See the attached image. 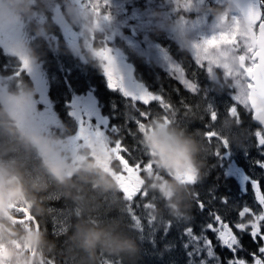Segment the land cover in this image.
<instances>
[{
  "label": "snow or ice",
  "instance_id": "snow-or-ice-1",
  "mask_svg": "<svg viewBox=\"0 0 264 264\" xmlns=\"http://www.w3.org/2000/svg\"><path fill=\"white\" fill-rule=\"evenodd\" d=\"M107 4L108 0H104ZM256 15L251 17L255 27L264 25V0H257V3L250 4L249 8L242 9V13ZM105 19H108L106 16ZM221 44H236L234 35L228 33L213 34L203 38L194 47L203 51L205 55L213 47ZM96 55L100 57L104 64L103 74L106 77L110 89H119L126 98L128 106L131 105L135 115L126 117L122 125L109 122L107 125H96L86 119L76 117V130L68 137L72 146V151L78 153L83 147L99 146L101 150L111 151L115 159L112 163L115 168L109 167L105 162V170L111 173L116 180L119 195L122 198L121 214L125 217L132 231L136 233L139 241H150L154 251L163 255L160 246L167 251L179 250L181 258L174 261V264H264V183H261V176H245L244 179L251 184L253 202L230 201L227 196L218 195V185L214 184L202 197L200 192L193 193L192 219L187 224H175L171 220L164 226H157L156 218L148 212L150 206L155 205L156 197L143 187L142 177L151 172L155 165L150 159L154 153L145 151L138 142V136L145 134V125L159 117L163 120L164 127L168 124H184L189 114L196 119L207 123L203 127L204 139L212 146L210 156L217 159L231 150V145L217 129V124L222 116H232L238 125H245V116L250 118L251 124H258V117L264 113V34L256 41V47L251 53L242 55L241 80L237 81L231 96L232 103L226 105L223 110L215 106L211 100L212 93L201 87L197 80L199 72H206L204 61L199 57L192 60L195 66L192 69L186 68L180 62H173L166 55L164 59L168 62L169 78L177 81L184 92L192 97L189 102L188 97L180 94V88H175L178 99L175 101L170 94L165 91H153L151 88L141 87L138 93L127 91L122 84V76L116 66L112 49L106 44L104 48L98 50ZM20 65L15 75L19 76L21 71H26L32 75L34 82L39 87L41 100L44 101V91L42 82L38 78L26 57L19 58ZM47 103V101H44ZM155 105V108L153 107ZM70 117L75 113L69 111ZM112 117L109 118L111 121ZM24 122L23 115L20 117ZM54 118L49 120H37L36 127L40 131H48L49 126L58 124ZM135 125V130L129 125ZM251 124L248 125L252 129ZM259 125V124H258ZM253 130V129H252ZM130 136L135 143L129 145L125 138ZM252 143L243 151V155L248 157L250 149L255 148L260 157H264V130L262 126L255 128L251 137ZM98 163L100 158L96 157ZM251 164L259 168L264 173V159H252ZM212 166H209V169ZM208 174V173H207ZM71 175V173H68ZM182 182L195 186L198 181L192 173H188L182 178ZM62 197H50L49 201H59ZM235 204V207H229ZM17 213L14 217L16 223H29L35 225L37 230L41 225L39 220L32 216L26 207L10 205ZM50 217L52 221V235L61 236L68 229V224L73 218V214L78 210L74 205H64L57 209L50 207ZM234 214V219H229ZM252 216L255 223L244 224L245 216ZM62 217V219H58ZM200 218L197 225L194 221ZM175 229L176 235L172 236ZM48 231L47 227H44ZM237 232H247L253 243L257 244V252L249 253L253 257L249 262L244 257L237 255L243 250L239 243L240 237ZM217 249H227L229 255L222 258V253ZM259 253L260 255H257ZM102 257L101 264H121L117 258ZM2 264V262H0ZM48 264H56L54 256L49 258ZM63 264H68L65 260Z\"/></svg>",
  "mask_w": 264,
  "mask_h": 264
},
{
  "label": "rangeland",
  "instance_id": "rangeland-1",
  "mask_svg": "<svg viewBox=\"0 0 264 264\" xmlns=\"http://www.w3.org/2000/svg\"><path fill=\"white\" fill-rule=\"evenodd\" d=\"M85 1L86 0H54V1L51 0V2L42 3L43 6L42 8L46 10V12H42V13H47V14L55 9V4L59 3L58 5L59 13H61L63 17L66 15L65 18L67 17L66 19L68 21V24H70V26H72V29L75 30V36H77V40L80 42L82 41L83 44L86 45L85 49L82 51L72 49L74 46L72 41L67 40L68 38L67 36H69V33L64 31V34L62 35L63 43L68 46L62 47L64 51L61 48L60 51L53 53L59 54L62 57L63 56L65 57L66 55L69 54L70 56L69 55L68 56L71 59L72 58L78 59L82 55H86V53H91V48L93 46L95 48L93 49L98 51L104 48L103 46L105 45V43H107L111 45L110 47L113 46L112 50L114 51V55L116 56V58H119L120 56H118L117 54L121 52V47H117V46L120 44H124L123 46H127V47L129 46V48L135 51V53L137 52L138 54L137 56L140 55L145 56L144 58H146L150 63L153 64L152 65L153 68H158V69L160 68L164 72L166 71L167 73H169L167 67L168 62L164 59L166 55L173 62H180L186 68L189 69L195 67L192 64V60L199 57L202 61H204V67L206 69V72L205 73L202 71L199 72L197 77H199L198 80L202 79L206 81V84L204 85H207L209 82H214L217 84H219L220 82H227L235 86L237 81L241 80V75L238 74V73H242V65L244 63V61L241 60V56L251 53L253 46L250 41L249 33L247 29H245L246 26L243 21V18L241 17L240 12L238 11L235 5H233L232 3L230 4L229 0H144L142 3L143 8L141 9L143 13H146L144 15L148 16V19L142 17L140 13V9L137 8H136L137 10L133 8L130 9L131 12L125 15L122 10L125 0H108L107 4H105L104 0H90V4L91 6H93L94 9L87 6ZM226 4L231 5V7L227 11H224L223 9ZM212 5L216 9H219L220 11L210 12L208 9L209 6ZM152 6L154 7L153 10L150 9ZM94 10H96L97 13H95ZM106 16L108 17V19H105ZM54 17L58 18V15ZM84 22L85 24L92 26L91 28H89L90 38L88 36V32L83 30ZM177 29H179V31L187 35V38L190 41L189 44L186 45L185 43H182L180 40L177 39ZM104 30L113 33L114 38L111 41H109V35L105 34L106 37L104 38L107 39L105 42H103V39L101 38L102 36L100 37L99 41L95 42V36H94L95 33L98 31L104 32ZM219 33H228L230 35H234L236 38V44L235 45L221 44L218 47L211 48L206 55L203 51H200L194 47V45L199 44L203 38H207L213 34H219ZM165 36L166 39H164ZM165 40L166 43H169L170 41L171 43L174 44V46H171L172 50H168L169 49L168 45L159 44L160 41H165ZM68 50L70 53H67ZM47 54L48 53H46V56ZM5 55L8 54L0 53V57H4ZM132 56L135 57L136 55L132 54ZM84 57L87 58L88 56H84ZM87 60H88V64L98 65L99 68L100 67L103 68L102 65L104 64V61L96 54L90 55L85 61ZM53 62H55L53 70H57L59 72L60 70H58L57 68L63 65V61L53 60ZM132 62L135 65L136 64L139 65L140 63L139 61H137L136 63L135 61ZM72 63L75 64L74 62ZM72 63L66 62V66L70 67ZM152 67L148 68V74L151 77L148 82L151 84V87L153 88L155 84L159 86V82H157L155 78V71L152 69ZM52 72L51 74L53 78L55 79L59 78L57 73H52ZM219 73H223L222 78L219 77L218 75ZM141 79L143 80L142 82L145 81L142 71H141ZM0 90H4V89L0 88ZM117 90L119 91V89ZM219 90L220 88L218 86H214L211 92L213 97H216L218 99L217 100L218 103H220L224 107L232 103L231 96L233 92L227 91V96H224L222 93H220ZM121 95H122L121 99L122 98L126 99L123 93H121ZM86 96H87L86 93L80 96L81 98H83L84 102L86 101ZM61 98L63 102L66 103V99L63 98V96ZM89 106L91 105L89 104ZM93 108L98 110V108H96L95 106ZM107 115H111V114H107ZM154 118L157 119L158 126L163 124L162 119H160L159 117H154ZM228 118H229L228 116H224L225 123L219 122L218 126L216 127L220 132H222L224 136H226L228 140L234 142L235 145L231 148L229 152H226L225 155H223L222 157L229 156L232 151L234 152V155L242 157L241 152L237 150L238 149L244 150L250 146L252 141L249 138L247 139V135L250 136L251 131H249L248 134L246 135L244 132L237 133L236 131L229 129V127H226L228 125ZM112 123H116V122L113 120ZM151 123L152 120L145 125V129H146L145 134L140 135L141 141H139V143L142 146V148L144 144L143 136L151 132L150 131ZM96 125L98 126V124ZM176 125L178 124H175V126ZM166 126L167 128H170L172 124H168ZM241 127L242 125L239 126V128ZM249 130L251 129L249 128ZM16 131L24 132L20 130H15L14 132ZM14 132L9 133L3 128H0V136H2L3 138L5 137L4 139L5 142H3V145H6V142L10 140L7 149H5L4 147L0 148V160L7 161L12 165L18 160H21L23 162L22 166L25 168L26 172L30 175V178L32 179L44 175L43 169L40 167L41 160L38 159L40 157L39 153H37L35 149L32 148L31 150L30 147L24 145L20 140V136L16 135ZM57 133L58 131H55L52 134L53 138ZM31 134H36V133L34 132ZM200 134L203 136V131L200 132ZM7 137L8 138L11 137V139H8ZM238 138L242 140L237 141L236 139ZM199 141H200L199 143H202V145L204 146V151L202 152L203 154L199 152L197 158L202 159L203 157L204 160H208L207 165L209 166L213 165V163L217 160V158L214 156H210L212 151V146L208 144V142L204 139V136ZM3 145H0V147ZM230 145L232 146L233 143ZM111 154L113 153L110 152L106 153L105 151L100 152L97 146L94 148L83 147L79 150L78 153L73 152L72 158L74 163L76 164V167H78L77 170L81 169L85 162L94 161L96 165L101 167L102 171L105 172L107 175H109V177H111V179L115 183L116 191H110V192H99L94 183L90 184L91 189L88 190V193H91L92 188H95V191L93 190L92 191L93 193H91L92 196L90 199L89 206L92 208V210L104 209L102 210L103 212L102 215L99 217L100 218L99 221L102 222V221L113 220L114 223H117L118 221L122 224H128L125 217L120 212V209L122 207V198L119 195V190L116 180L114 179L111 173H109L108 171L105 170V168H103V163L105 162L108 163L109 167L115 168V166H113L112 163L113 159L108 157ZM97 156L100 158L99 163L96 159ZM253 159H255V157H253ZM258 159H264V157L260 158V156L258 155ZM253 172H254L253 175L256 176H259V174H261V170L255 167ZM150 177L151 178L155 177V180L157 181L156 184L157 187L153 190H148V186L144 187L148 192L153 194V191H155L158 195L160 194L163 195L165 192H170V190L165 191V189L161 187V184L157 179L159 175L157 173H154V170H152V174L150 175ZM224 177L226 178V175ZM49 181L50 180H48L47 183ZM212 186L213 185L211 184H207V186H204L201 189L200 193L207 192V190ZM72 188L73 189L75 188L76 191L70 190L71 191L70 198L73 199L74 201L75 199L81 200L84 196L83 194L84 191H80L76 185H73ZM158 189L160 190L158 191ZM45 192H47L45 196L48 198V200H50V197H62V199L58 201V202H62L67 200L68 198V195H66L64 191L59 190L54 186L49 185V187L47 188V190H45ZM155 197H156L155 202H158L159 199L162 198L160 196H155ZM166 197L169 198L168 195H166ZM178 202L179 204L173 203L172 205V208L175 209V211L177 212H179L180 207L182 205V203L180 204L181 201ZM66 204L72 205L68 203V201H66V202H62V204L59 206H56V204H54L53 202L48 203L45 206V209L47 211L46 220H48L49 225H51V227H52L51 224L52 221L49 211L50 207L59 209ZM76 206L79 207L78 203ZM184 214L191 217L193 215L192 212L191 214H187V212H185ZM73 218H75L74 215ZM73 218L69 222L68 229L66 232H64V234L71 235V233L74 231L73 228L74 225L77 223L78 215L74 225H73V220H74ZM58 219H62V217H58ZM43 232L44 234L45 232H47L48 236L46 239L50 243H52L51 238L55 236L52 235V229H50V232L48 231H43ZM69 236L67 238H69ZM9 242L10 243L8 246L15 249L16 253H22V255L24 253L26 254L27 248L26 245H24L25 242H23L19 237L16 239L12 238V240H10ZM66 245L67 247L65 250H60L62 244L59 245V248H57V246L55 245V247L50 251V253L52 255L54 252L55 253L58 252L61 256L59 258L61 262L67 260L69 264H74L73 262L71 263V258H74V260L76 258L78 259L79 255H77L78 253L76 252V249H78V251L80 249L77 248L70 239H68ZM58 253L57 255L59 256ZM56 257L57 256H55V258ZM246 260L250 262L249 259ZM0 262H2V264H6V262L4 261L3 258H1V256H0ZM56 262L58 261L56 260Z\"/></svg>",
  "mask_w": 264,
  "mask_h": 264
},
{
  "label": "flooded vegetation",
  "instance_id": "flooded-vegetation-1",
  "mask_svg": "<svg viewBox=\"0 0 264 264\" xmlns=\"http://www.w3.org/2000/svg\"><path fill=\"white\" fill-rule=\"evenodd\" d=\"M54 1V0H53ZM43 2H51V0H29V3L31 4L32 10L29 14L24 16L18 26L17 31L22 34L25 39L28 42V45L32 51L33 56L35 57L34 62L29 59L28 56L25 55H14L7 47L5 40L7 39V36L4 34H0V53L2 54H9L13 56L15 59L12 61H0V68L6 69V79L10 80V87L5 90H13V89H21V88H31L34 91V96L31 98L29 106L21 111H18L14 114V128L15 130H20L27 132L29 134L36 133V137H47L49 138L57 151H54L51 153L50 158L54 161H65L69 162L73 169L77 170L78 167H76V164L73 161L72 155V146L69 143L68 137L72 135L76 130V117H80L82 119H86L89 122H94L95 124H104L107 125L109 123V116L102 110V108H99L97 106V103L95 101V88H91V90L87 91L86 94V101L84 102L81 93H74L73 89L70 85H68V79L66 77H62V71L53 70L54 69V63L53 61L46 60V53H52L60 51L63 47V37L62 35L65 32L74 33V37L67 36L68 41H72L73 48L76 50H84L85 46L83 42L81 41V45L79 44V41L77 40V36H75V30L72 29V26L68 24L67 17H63L61 13H59V3L55 4V9L51 12H46L42 7ZM86 5L90 8H93L90 4V0L85 1ZM94 9V8H93ZM95 11V10H94ZM65 14V13H64ZM58 18L54 17L57 16ZM38 28V30H37ZM104 37L106 35L104 34ZM112 37L109 38V41H111ZM107 39L104 38L103 42H105ZM91 48V47H90ZM96 50L91 48V53H86V55H82L80 57V60L84 62L90 55L96 54ZM23 56L26 57L31 66L34 68L35 73L37 74L38 78L42 82V87L44 91V101H47L45 103L41 100V94L39 92V87L36 82H34L32 75H29L26 71H21L20 75L17 76L15 73L19 69L20 60L19 58ZM84 56H88L85 58ZM119 56V55H118ZM122 58V57H119ZM88 63V60L85 61ZM44 64V66H43ZM49 64V65H48ZM47 65V66H46ZM137 67L135 66V71ZM155 70V78L158 81V75L160 74L158 71V68H154ZM53 71V72H52ZM52 73H57L59 78L55 79L52 77ZM101 78L105 80L106 87L103 88L101 96H104L107 92H111L112 89L108 87L106 77L103 74V68L100 70ZM72 73V72H71ZM220 78H222L223 73L218 74ZM73 80L76 79V74L72 73ZM199 77H197L198 80ZM64 84H63V83ZM201 87H206L210 92H212L214 86H218L220 88V93H222L224 96H227V91L234 92V85L227 82H220L219 84L214 82H209L207 85L206 81L199 79L198 80ZM147 86V85H146ZM148 88V87H147ZM180 88L181 92L180 94L183 96L188 97L189 102L192 101V97L188 96L186 92H184L183 88L180 84L175 83L174 85H171V90H168L167 88H162L163 91H165L166 94H170L172 99L175 101L178 99L177 94L173 89ZM67 92H65V91ZM71 90V93L68 94V92ZM153 91L161 90L159 86L156 84L152 88ZM73 94V95H72ZM85 94V93H84ZM65 98L69 96V100L66 101V103L63 102L62 97ZM110 97V95H106ZM105 98V96H104ZM211 100L213 104L223 110L224 106H222L220 103H218V99L216 97L211 96ZM215 101V102H214ZM89 104L91 106H89ZM98 108L96 110L93 108L94 106ZM91 109H89V108ZM155 108V105L153 106ZM69 111H72L75 113V116L70 117L68 115ZM23 115L24 122L21 123L20 117ZM18 117V118H17ZM228 125L226 127H229V129L238 132H244L246 135L249 131H251V135H247V139L249 138L251 140L253 130L257 127H259L260 123L258 124H251L250 118L245 116V125H242L241 128H239L240 125L237 124V122L233 119L232 116H228ZM55 119L58 121V124H54L49 126L48 131H40L36 127V121L38 120H49V119ZM219 122L225 123L224 116L221 117ZM218 122V123H219ZM207 123V120L204 121L196 119L192 114H189L187 117V120L184 124H178L175 126V124H172L170 129H173L178 132H183L184 134H190L194 136L198 141L203 138V136L200 134V132L203 131L204 124ZM251 124L252 129L249 130L248 125ZM218 126V124H217ZM261 126V125H260ZM160 126L157 125V119L153 118L151 123L150 131H154L156 128H159ZM167 128V126H164ZM202 130V131H201ZM262 130H264L262 126ZM55 131H58L57 134H55V137L53 138V133ZM242 140V139H236ZM230 144L233 143L231 148L235 145L234 142L228 140ZM200 142V141H199ZM245 143V142H243ZM98 150L100 152H103L105 150H101L99 146ZM200 152L202 153L204 151V146L202 143H200ZM238 148V147H237ZM236 148V149H237ZM237 151L241 152L242 157L234 155V152L232 151L229 156H225L222 158L217 159L212 167L209 169V165H207L208 160H204L197 158V160L200 162V169L199 173H194L191 169H186L184 171H177L175 175L173 176L171 173H167L164 170L158 168L155 163L154 167V173H157L159 177L157 178L158 181L161 184V187L166 190H170L169 198H170V206L172 207L173 203L179 204V202L176 201L178 197H180L181 193H185L186 195V210L192 211V200H193V193L195 191L200 192L201 189L204 186H207V184H217L218 185V195H224L227 196L230 201H239L241 203L247 201L248 203L253 202V194L251 190V184L244 179L245 176H256L253 175L254 167L251 166L250 161H252L253 157L255 159H258V153L255 150V148L250 149V155L248 157H245L243 155V151L238 149ZM106 153L111 151H105ZM38 153V152H37ZM203 154V153H202ZM114 154L109 155L108 157L112 158L114 161ZM255 155V156H254ZM261 158V157H260ZM41 160V156L38 158ZM23 162L21 160H18L13 164L14 167H17L24 175V177L27 180H31L30 175L26 172L25 168L22 166ZM113 166H115L113 164ZM103 168H105V163H103ZM259 169V168H258ZM68 173H71V175H68ZM188 173H192L195 175L196 180L198 183L193 186L192 184L184 183L182 182V177L185 176ZM208 173V174H207ZM66 175L70 177L73 181H75L74 185L77 186V179L74 175V172L72 170H69L66 172ZM226 175V178L224 177ZM261 176V183H264V173L261 172L259 174ZM174 179L180 186H182L179 190L173 191L170 188H167L168 181ZM50 186H53L52 181L49 182ZM71 191H76V189L71 188ZM47 192H39L36 193L37 196L43 197L42 201V207H44V212L40 215H37L35 210L28 204L27 200L23 198H19L14 201H10L7 203V205H4L2 201H0V221H2L4 224L10 225V227H4L3 232L7 233L9 237H12L14 239L18 238L19 235L13 236V229L17 230L18 233L23 232L25 230H32V228H36L35 225L29 224V223H16L13 221L14 217L17 215L15 209L13 207H10V205H19L21 207H26L31 212L32 216L36 217L40 222V229L39 231H45L44 227H47L48 232H50V229H52L51 225H49L48 220H46L47 211L45 209V206L48 203L53 202L56 204V206H59L62 204V202L68 201V203L74 205L75 209L78 211L74 213L73 218V225L76 222L77 215H79L80 209L77 205V199L75 201L70 198L68 195L67 200L62 202H56V201H49L48 198L45 196ZM201 196L203 197L205 193L201 192ZM41 195V196H40ZM182 202V201H181ZM183 203V202H182ZM181 204V203H180ZM229 207H235V204H230ZM235 216L233 214L232 217H229V219H234ZM255 223V220L252 216L248 215L245 216L243 219L244 224L248 223ZM45 224V225H44ZM37 230V228H36ZM237 236L240 237V244L242 246H245L243 250L239 251L237 255H240L241 257H244L245 259H249L250 262L252 261L253 257L249 255V253H256L257 252V244L253 243L251 236L247 232H237ZM70 235V234H69ZM68 235V236H69ZM45 236L47 238L48 234L45 232ZM67 236V237H68ZM5 241L3 234H0V256L7 255V257H3L6 264H8V248L7 244H9L10 240ZM52 239V238H51ZM50 240V239H49ZM53 241V240H52ZM33 249V248H32ZM32 252V251H31ZM31 252L28 250L26 254L31 256ZM22 256V253H18ZM25 254V253H24ZM23 254V255H24ZM47 254V257H51V255ZM257 255H260L257 253ZM49 259H45L41 262V264H48Z\"/></svg>",
  "mask_w": 264,
  "mask_h": 264
},
{
  "label": "clouds",
  "instance_id": "clouds-1",
  "mask_svg": "<svg viewBox=\"0 0 264 264\" xmlns=\"http://www.w3.org/2000/svg\"><path fill=\"white\" fill-rule=\"evenodd\" d=\"M231 5L226 4L224 11H227ZM32 10L29 0H0V34L7 36L5 43L8 49L14 55L28 56L33 62L35 57L28 45L25 37L16 29L20 20L29 14ZM209 11L219 12V9L209 6ZM91 28V25H88ZM38 30V28H37ZM177 39L186 45L190 43L187 35L177 29ZM31 88H21L13 90H0V128L9 133L15 131L14 114L26 109L34 96ZM21 142L35 149L41 156L40 167L44 175L38 178L27 180L23 173L14 167L11 163L0 160V201L4 205L8 202L23 198L35 210L37 215L43 213V197L36 193L47 190L48 180L52 181L55 188L62 190L66 195L71 196V188L75 181L66 175V172L72 170L76 179L82 185H96L99 192L116 191L114 181L101 167L94 161H87L81 169L75 170L69 162L54 161L50 158L51 153L57 151L53 142L47 137H36L35 134L21 133ZM143 143L151 155L155 165L173 176L177 171L191 169L194 173H199L200 162L197 160L200 152L199 141L190 134H184L170 128L159 127L143 136ZM155 180V177L152 178ZM182 186L174 179L168 181L167 188L173 191L179 190ZM4 227L10 225L0 221V234H3L5 241L11 239L7 233L3 232ZM19 235V238L30 245L36 252V255H19L15 249L8 248V264H41L47 259V252H50L55 245L50 243L44 232L32 228L18 233L13 229V236ZM72 243L87 254L91 262L95 259L97 249H103L112 254L133 255L135 252L134 242L115 231L111 223L90 224L86 221H78L74 225V231L69 236Z\"/></svg>",
  "mask_w": 264,
  "mask_h": 264
},
{
  "label": "trees",
  "instance_id": "trees-1",
  "mask_svg": "<svg viewBox=\"0 0 264 264\" xmlns=\"http://www.w3.org/2000/svg\"><path fill=\"white\" fill-rule=\"evenodd\" d=\"M144 0H125L124 4H123V12L125 15L129 14L131 12L130 9H140V13L142 15V17L148 19V16L144 15L146 13L142 12L143 3ZM213 8H215L213 5L211 6ZM153 6L150 8L153 10ZM136 9V10H137ZM96 11V10H95ZM160 12V11H159ZM212 12V11H210ZM97 13V11H96ZM83 21V20H82ZM83 30L88 32V36H89V27L88 24H85V22L83 23ZM110 31H106L104 30V32H96L95 33V42L99 41L100 37L102 39H104V34H110ZM90 38V36H89ZM163 39V38H162ZM164 39H166V36L164 37ZM170 39V38H168ZM153 40V39H152ZM116 41V40H115ZM114 41V42H115ZM110 43V42H109ZM79 44L81 45L80 41ZM161 45H168L169 49L168 50H172L171 46H174L173 43H171L169 41V43H166L165 41H160ZM124 44H120L117 47H121V52H119L117 55H119L120 57H124L123 59H129L131 61H135V63L137 61H139V65L136 64V66L138 67V77L141 78V71L143 73V77L145 78V82L147 83L148 87L152 89L151 84L148 82L149 79L151 78L150 75L148 74V68L152 67V63H150L146 58H144L145 56L140 55L137 56V52L135 53V51H133L131 48H129V46H123ZM63 46H68L65 45L63 43ZM93 46V45H92ZM113 47V46H112ZM116 47V46H114ZM94 48V46L92 47ZM95 49V48H94ZM63 50V48H62ZM64 51V50H63ZM67 53H70L69 50L67 51ZM116 53V52H115ZM132 54H135L136 56L133 57ZM69 55V54H68ZM68 55H66L65 57L56 54V53H48L46 56V60H59V61H63V65L58 67L57 69L62 71V77H66L68 79V85H70L73 89V94L74 93H81L84 94L87 91L91 90V88H95V96H96V100L98 101V104L101 106V108L105 109V110H109L108 115L109 117H112L111 119V123L113 122V120L116 122L115 124H119L122 125L124 123V120L126 117H130L132 115H135L132 108L130 107V105L128 106L126 99L122 98V95L120 93V91H118L117 89H112L111 92L106 93L104 96H101L102 94V90L103 88L106 87V82L103 78H101L100 74V70L102 69L101 67L99 68L98 65H92V64H88L85 61L82 62V60H80V58L75 59V58H70ZM15 58L11 55H5L4 57H0V61H12ZM66 62H74L75 64H71L70 67L66 66ZM81 64V65H80ZM153 70H155L152 67ZM6 69L0 68V88L1 89H7L10 87V80L6 79ZM159 71V75H158V81L159 82V87L162 88H167L168 90H171V85L175 86L176 81L174 79H170L169 78V73H167L166 71L164 72L162 69H158ZM76 74V79L73 80L72 78V73ZM65 91V90H64ZM66 92V91H65ZM67 93V92H66ZM71 93V90L68 92V94ZM72 94V95H73ZM106 95H110V97L106 96ZM69 96L65 97L66 101L69 100ZM133 131L135 130V125H129ZM16 135H19L21 133H25V132H19L16 131L14 132ZM4 135V134H3ZM8 138V137H7ZM5 137L3 138L2 136H0V145H3ZM8 139H11V137H9ZM10 141V140H9ZM6 142V145L1 146L0 148L4 147L5 149H7L8 145L10 142ZM141 141L140 135L138 136V142ZM125 142L129 145H133L135 143V141L133 140L132 137L127 136L125 138ZM31 148V147H30ZM143 149L147 152L148 149L147 147L143 144ZM9 150V149H8ZM32 150V148H31ZM36 151V150H35ZM34 151V152H35ZM152 174L151 172L146 173L143 177V187L148 186V190H153L155 189L157 186V181L153 180L150 175ZM77 187L79 188L80 191H84V196L83 198L80 200H77V203L80 207V212L78 215V221H86L90 224H95V223H103L105 222V224L107 223H111L114 225V229L115 231L119 232L121 235L126 236L128 238H130L136 248H135V252L133 255L129 256L127 254H123V253H119V254H112V253H108L105 252L103 249H97L96 251V256L95 259L93 261H89L87 258V254L84 253L82 250L76 249V252L78 253L77 255H79L78 259L76 258L74 260V258H71V263L73 262L74 264H101V253L104 255L105 258H117L121 264H174L175 260H178L181 258L182 254L179 252V250H173V251H167L166 249H163V245L160 246L161 251H163V255H159L157 254V251H159V249L157 251H154L153 246L151 244L150 241L148 242H141L138 240L136 233L134 231H132L131 226L128 224H122L120 222L117 221V223H114L113 220L110 221H99L100 220V216L102 215V210L104 209H100V210H92V208L89 206L90 205V199L93 193L92 191H95V188H92L91 193H88V190L91 189L90 188V184L87 185H82L80 181H78ZM160 189H158L159 191ZM88 193V194H87ZM170 192H165L163 195H158L155 191H153V194L155 196H160L162 198L159 199L158 202H155L156 204L153 207H149L148 208V212L150 213L151 216L156 218L157 221V226H164L168 223L169 220H171L173 223L175 224H187L189 222V220L192 219L191 216H187L184 213L187 211L186 210V203L184 201H186V195L185 193H181L180 197H178L176 199V201H182L180 203H182L179 212L175 211V209H173L170 206V198L166 197V195L169 196ZM185 211V212H184ZM192 212V211H191ZM190 211H187V214H191ZM200 222V218L197 219V221L195 220L194 223H196L197 225ZM69 234H63L61 236H54L52 238V243L54 245L57 246V248H59V245L62 244L60 250H65L67 245L66 242H68L67 236ZM176 235L175 229H173L172 231V236L169 237V239H172L174 236ZM56 239V240H55ZM240 243V242H239ZM9 245V244H8ZM7 245V246H8ZM24 245H26L27 251L29 250L31 252L32 247L30 245H28L27 243H25ZM245 246H243V249ZM58 251V250H57ZM74 251V250H72ZM217 251H220L222 253V258L223 257H227L229 255V252L227 249H217ZM58 252H54L52 255L50 252H48L47 254L51 255V256H57L56 260L58 262H56V264H63V262H61V260L59 259L61 256L59 254V256L57 255ZM46 254V255H47ZM238 254H240L238 252ZM48 255V256H49ZM241 255V254H240ZM50 257H48L49 259ZM139 261V262H138ZM79 262V263H78ZM69 264V263H68Z\"/></svg>",
  "mask_w": 264,
  "mask_h": 264
},
{
  "label": "water",
  "instance_id": "water-1",
  "mask_svg": "<svg viewBox=\"0 0 264 264\" xmlns=\"http://www.w3.org/2000/svg\"><path fill=\"white\" fill-rule=\"evenodd\" d=\"M231 2L239 10L241 17L243 18V21H244L245 26H246L245 29H247V31L249 33L250 41L252 43L253 48L256 47V41L261 38L262 34H264V25H262L260 27H255L254 20L251 17L255 16L256 14L250 12L249 15H245L242 13V9L249 8V5L257 3V0H230V3ZM110 35H111V37H113L112 34H110ZM106 44L107 43H105V45ZM105 45L103 47H105ZM107 45L110 47L109 44H107ZM110 48L112 49V47H110ZM112 54H113V52H112ZM115 62H116V66H117L119 72L122 73V75H121L122 81L121 82L127 91L133 92V93H138L140 91L141 87H145L144 83L141 82L138 78H136L135 65L132 62L124 61V60H117V59H115ZM258 123H260V125L263 126V128H264V113H261L260 116L258 117ZM34 255H36V252L33 249L31 256L34 257ZM3 257L5 258V257H7V255H3Z\"/></svg>",
  "mask_w": 264,
  "mask_h": 264
},
{
  "label": "bare ground",
  "instance_id": "bare-ground-1",
  "mask_svg": "<svg viewBox=\"0 0 264 264\" xmlns=\"http://www.w3.org/2000/svg\"><path fill=\"white\" fill-rule=\"evenodd\" d=\"M44 212V211H43ZM49 216V215H48ZM52 224V223H51ZM45 225V224H44ZM74 229V228H73ZM68 239V238H67Z\"/></svg>",
  "mask_w": 264,
  "mask_h": 264
}]
</instances>
